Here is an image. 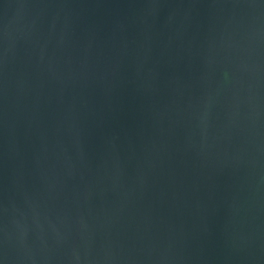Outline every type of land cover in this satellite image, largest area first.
I'll list each match as a JSON object with an SVG mask.
<instances>
[{
	"label": "water",
	"instance_id": "95a60500",
	"mask_svg": "<svg viewBox=\"0 0 264 264\" xmlns=\"http://www.w3.org/2000/svg\"><path fill=\"white\" fill-rule=\"evenodd\" d=\"M0 264H264V0H0Z\"/></svg>",
	"mask_w": 264,
	"mask_h": 264
}]
</instances>
